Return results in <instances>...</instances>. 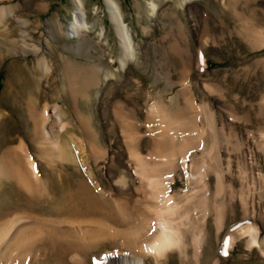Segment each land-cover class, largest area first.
<instances>
[{
    "label": "rangeland",
    "instance_id": "1",
    "mask_svg": "<svg viewBox=\"0 0 264 264\" xmlns=\"http://www.w3.org/2000/svg\"><path fill=\"white\" fill-rule=\"evenodd\" d=\"M115 1L128 27L134 47L133 57L124 68H121L117 60L121 53L120 40L107 14L104 0H83L89 27L86 31H82L81 35L73 37L66 35L67 26L72 21V14L76 8L73 0H0V6L11 8V13L5 14L0 19V137L21 136L24 130L23 121H27L28 118L37 119L45 105L51 106L55 103L61 107V118L67 121L69 126L71 125L73 133L81 137L82 142L92 137L93 142L96 140L95 144L100 143V146L98 145L100 151L102 146L109 151L116 170L128 168L129 156L122 144L121 131L125 123L128 124L125 127L126 131L128 128V134L130 133L132 139L134 137V142L139 144V153L151 162L160 161L155 158L164 149L159 144L156 145L155 140L152 139L155 128L163 129L165 139L178 129L176 135L173 134L177 137L172 138L174 140L175 137V143L168 141L166 146L165 141V146L168 148L170 144L177 149L179 143L187 138L185 147L187 153L196 159H200L202 153L203 157L206 155V158H210L211 141L221 138L218 146H220L219 150L221 149V158L225 162L223 165L225 168L228 167L226 183L229 182L231 185L228 189L232 191L234 187L236 190L233 189L232 194L226 193L229 196L225 198V227H222V233H216L214 221L216 210L211 208L206 215L208 224L204 245L196 250L187 242L188 251L186 250L184 256L176 248L172 249L166 264H264V150L261 149L264 143V0ZM151 3L156 5L153 10ZM23 45L31 49L20 51V46L22 48ZM14 49L19 51L13 53ZM42 55L46 57L49 70L43 74L34 68V60ZM62 59L71 61L72 67L75 68L70 69L72 72L69 70L70 79L69 77L62 79ZM17 66H21L22 70H18ZM106 69L114 75L105 78ZM28 76L38 78V95L24 92L23 84L26 82L25 77ZM31 99H34L35 110L28 111L27 107ZM156 104L165 107L166 113L174 119L187 120L185 127L183 125L181 127L179 123L177 125V122L164 123L158 114L160 111L155 108ZM209 114L214 120L213 123L211 120L212 125ZM80 118L84 122V128H81L77 122ZM29 127L27 126V129H30ZM164 129H168L167 134ZM170 136L168 138L171 139ZM179 137L181 141L178 140V143L176 138ZM27 141L29 142L25 139V143ZM10 142L18 144V138ZM190 142L193 143V147ZM194 142L198 144L196 147ZM40 153L35 154L38 160L40 157H46L44 151ZM190 159L191 157L188 162ZM0 162L3 163H0V166L4 165V162L7 163L6 160ZM98 164L95 167L96 174L105 190L111 189L110 192L115 197H131L133 209H128V212L130 210L128 214L131 216V213L137 211L135 207L142 200L140 193L135 191L134 185H132L134 193L132 191L131 194L126 193L127 190L122 193L118 188L112 189L109 186L110 181L100 169V160ZM127 170L130 179L135 178L134 171L131 168ZM209 177L213 197L216 179L213 173ZM119 179V174L116 172L113 180ZM192 185H188L191 190V192L188 190V193L195 194L194 189L199 190V186L197 188L193 185L192 188ZM128 186L130 187V183L126 181L125 187ZM185 188L187 186L184 175L179 169L173 191L183 194ZM197 191L195 195L200 190ZM179 198L177 199L180 200V204L185 205L182 200L184 196L180 195ZM214 198L218 199V196L214 194ZM214 198L212 203L215 201ZM245 205L249 206L250 211L243 210ZM214 206L212 205L213 208ZM193 208L196 209L197 206ZM195 209L190 208L189 214L192 217L194 210L192 217L194 221H192L193 224H198L201 211L200 208ZM33 215L31 219L27 218L25 224L29 220L30 222L26 230L23 229L25 234L27 233L25 236L35 241L31 242V239L27 240L24 236L16 247L17 253H12L8 260L1 255L6 243L0 244L2 245L0 264H29L30 257H35L38 264L45 259L44 264H74L75 261L77 264H99L101 262L98 259L108 260L110 263L107 264H126L120 260L114 261L117 255L120 256L119 253H126L120 256L123 258L127 255V252L121 250V245L117 244L119 241L115 242V235L119 232L118 229L126 228L125 230L128 231L123 232L126 233L127 238L130 237L129 233L132 230L130 228L132 225L129 224L130 217L127 218L128 225L127 220L122 223L123 225H116L100 219L99 221L98 218L93 220L100 223L92 222L93 220L90 222L89 218L85 217L86 220H83L80 226L76 225L80 230L73 224L69 225H72L70 228H75L72 231L63 222L58 223V226L60 225L58 232L55 231L56 229L53 231L52 226L51 233L57 237L59 247L62 245L66 247L67 254L45 256L43 251L46 249L43 243L38 244L40 241L37 239L48 233V222H52L47 220L50 216L44 212ZM245 215L252 218L245 219ZM248 221L257 225L258 241L261 245L249 244L245 241L247 235L241 234L230 250L222 255L220 247L224 232L231 226L243 225ZM65 227L70 230L66 231ZM114 229L117 230L116 234ZM16 231L14 230L12 234ZM121 234L123 233L120 232ZM124 235L117 236V239H123ZM79 239L87 246V241H90L92 246L96 243L95 248L89 243L91 247L85 246L84 250L80 249L81 245H74ZM68 243L71 244V250ZM79 251L81 256L78 254ZM73 253L77 255H72ZM73 256L79 259L82 257L81 259L84 260H80L82 263L78 262L77 257ZM49 257L57 259L52 261ZM152 261L150 257L146 259L147 264H154Z\"/></svg>",
    "mask_w": 264,
    "mask_h": 264
},
{
    "label": "bare ground",
    "instance_id": "2",
    "mask_svg": "<svg viewBox=\"0 0 264 264\" xmlns=\"http://www.w3.org/2000/svg\"><path fill=\"white\" fill-rule=\"evenodd\" d=\"M73 1L75 3L74 6L76 8L72 14L73 19L70 22V24L67 26V31H66L67 37L78 36L79 34L81 35V32L86 31L89 27L86 21V10H85L83 0H73ZM104 5L108 12L107 14L109 15V18L115 28L114 30L118 36V39L120 40L121 53L118 56L117 60H119L121 68H124L129 63L130 59L133 57L134 47L132 44V37L128 31V27L126 23L124 22L122 18L120 8L118 4L116 3V1L115 0H104ZM155 6L156 5L154 3H151L152 10L155 8ZM9 13H11V8L9 6L8 7L0 6V19L3 18L5 14H9ZM29 49L31 48L28 46L23 45L22 48L20 46V51L25 52L26 50H29ZM18 51L19 50L14 49L13 53L18 52ZM62 62H63L62 79L65 80L66 78L70 76L68 75V73L72 72V70L70 69L74 67H72V63L71 61H68V59H62ZM34 66L36 70H40V73L42 74L44 72L47 73L46 71L48 70V63H47L46 57L43 55L40 57L37 56V58L34 60ZM17 69L22 70L21 66H17ZM77 72L79 71L77 70ZM82 73L84 72H81V74ZM112 75L114 74L109 69H106V73L104 75L105 78L110 77ZM25 79H26V82L25 84H23L24 86L23 88H25L24 92H26V94L30 93L32 95L33 94L38 95V89H37L39 87L38 78L28 76V77H25ZM74 84H77V83H74ZM55 92H53V94ZM29 101H30L29 107L27 106L26 107L28 108V111H31L33 107L35 106L34 104L35 102H34V99H31ZM157 104H156V107L153 106V108L155 107L156 109H158V111H160V112L156 111V114L158 112L159 116H161L160 119L162 118L164 123L165 122L166 123L168 122L176 123L177 122V125L180 124L181 127L182 125L183 127H185L187 120H184L183 118V121H184L183 122L181 121L182 118L181 119L178 118L180 121L176 118L174 119L168 113H166L165 107H162V106L159 107V105ZM33 110H35V108ZM60 113H61L60 105H56L55 103L54 105H51V106L45 105L43 109L39 112V117H37V119L35 118L33 120V119L28 118L27 121L22 120L24 130L22 131L21 136L16 135L13 137H5L6 136L5 135L3 137H0V161L6 160L7 162L6 164L4 162V165L0 166V220H2L0 222V244L4 245V243H6L3 246L4 250L2 249L3 251L1 254L2 257L5 258V260L6 259L8 260L9 257L12 255V253L14 252L17 253L18 248L16 250V247L18 246V244H20V242L22 241V238H24V236L27 234V233L25 234V230H26L25 228L28 227L27 224H29L30 222L29 220V222L25 224L28 221L27 218L31 219L32 216H34L33 213H37V212L46 213L48 216H50L48 217L47 220L52 222V223L48 222L49 224L48 233L45 236L41 237L40 239H37L40 241L38 244L40 245V243H43V246L46 249L43 251V254L45 256L46 255L51 256V255H56V254L58 255L59 253L62 256L64 254L65 255L67 254L66 247L61 244L62 246H60L61 247L60 248L58 245L57 237H55L53 233H51L52 226L54 228L53 231L55 229H56L55 231H57L58 227L60 226V225L58 226V223L61 224V222H63L64 225L68 226L69 228L72 226V225L69 226L70 224H73L74 227L76 225L80 226V223L81 222L83 223L86 220L84 219L85 217L89 218L88 219L89 221L98 218V220L100 219L101 221L111 222L112 224H116V225H120L124 223V221H126L127 218L129 219L130 217L131 220L126 221V224L129 221V224L132 225V227H130L132 228L131 232L130 231H129L130 233L128 232L130 237L127 238L126 233L123 232V231H126V232L128 231V230H125L126 228L125 229L123 228L124 230L118 229L119 235H117L118 234L117 230L115 229L113 230V231H116L115 234L117 233L116 234L117 236H121L125 234L124 236H122L123 239L120 238L121 241L120 239L119 240L117 239V236L115 234L114 235L116 237L115 242L119 241L117 242V244H120L122 247L121 250L123 252H127V255L124 258L120 256L126 253H119L120 256L117 255L116 256L117 258L115 257L114 259L116 260L114 261L120 260L121 262L123 261L126 264H147L146 259L148 257L153 259L152 262H154V264H166V262H168L169 253L172 249L176 248L177 250H179L180 253H182V255L188 251L186 249V246L188 245L187 242L192 244L193 245L192 247H194L196 250L197 249L199 250L202 244L204 243V241H206L207 224H208L206 215L208 214V212H210L211 208L216 210V216L214 220L216 222V233L221 232V229L224 226V220H225L224 217L226 216L225 215V212H226L225 211V208H226L225 198L226 196H229V195H226V193L231 192L232 194V191L234 192L235 189L233 187L234 190L232 189L231 191V189H228L230 185L229 182L226 183V178H227L226 168L228 167L225 168L223 165V163L225 162H223L222 160L223 158H221L222 157V155L220 154L221 149L219 150L220 146H218L221 143V138L219 136L218 137L220 139H217L215 137L216 135L214 136L216 139L214 138H213L214 140L211 139L213 140L211 141L210 148H209V150L212 151V153L209 155L211 157L206 158V155H204L203 157V153H202L201 156L203 158L200 157V159H196L194 158V156H190L191 154L187 153V150L185 148L187 146L186 144L187 138L184 140L181 137V139H183L182 141L180 140V137L176 138L178 143L179 141H181V144L179 143V148L176 147L177 149H175L174 145H173L174 147H172L170 144L168 148L166 147L168 146L167 145L168 141H170V143L174 142L175 137H177L175 136L176 135L175 133L178 132L177 131L178 129L177 130L174 129L176 130V132H173L172 135L170 134L171 136L168 135L171 137V139L168 138V136H167V139H165L166 136L163 133V129L161 130V129L155 128L156 130L153 131L154 134H153L152 139L155 140L156 145L159 144L160 147L162 148L164 147V149L163 150H161L162 148L159 149V151L161 150V152L157 154V156L160 157V159L158 157L155 158L160 161L152 160L153 162H151V161L144 159V157H142V153H139V150H138L139 144L138 142H134L135 141L133 140L134 137L132 139V135L130 133L129 134L131 136L128 134V128H127V131L125 129L126 125L128 124L125 123L123 124L121 131L123 135L122 144L125 146L124 150L127 151L128 156H129V159L127 160L128 168L126 169L120 168L119 170H116L112 162V160L114 159H112V156H110L109 151L103 148V146L101 147L102 151L98 149V145L100 144L99 143L100 141L99 142L97 141V143L99 144H95L94 142L96 140L93 142V140H91L93 138L91 137V139L86 138L84 139V142H82L81 137L79 138L76 134L73 133V129L71 125L69 126L67 121H64L61 118L62 113L61 114ZM210 114L208 115V117L210 116ZM209 118H210L209 119L210 123H211V120L213 123L214 122L213 118L211 116ZM81 120L82 119L80 118V120L78 119L77 122L81 126V128L82 127L84 128V124H83L84 122H82ZM181 122L184 124H182ZM27 126L28 127L30 126L29 127L30 129H27ZM0 129H1V125H0ZM167 130H165L164 132L165 133L168 132ZM263 131L261 133H263ZM83 132H85V130ZM173 136H175L174 140L172 139ZM15 138H18V144H14L10 142L11 140ZM25 139H28L29 142L27 141L28 143L27 142L25 143ZM164 143H166V146ZM191 143L192 142H190V144ZM262 143H263V137H262ZM196 144L197 143H195V147L198 145ZM192 145L193 143L191 144V147H193ZM262 146L264 148V143ZM263 148L261 149L264 150ZM42 151L46 153L45 154L46 157L45 156H44L45 158L40 157L39 160L38 158L36 159L37 155L35 157V154H38ZM189 156L191 157L190 162H188L190 158ZM204 158H206L207 160L205 159L206 160L205 161ZM99 160L101 162L100 169L104 171L106 178L110 181L109 186L112 187V189L118 188L120 192L127 190L126 193L131 194L132 191L134 190L132 185H134L136 187L135 191L140 193L139 196L142 197V200L139 203V205L135 207L137 211H135L134 213H131L132 218L131 216H129L130 210L133 209L131 208V200H130L131 197L129 198V197L112 196L113 194L112 192H110L111 189L109 191H106L107 189L105 190V188L100 183L101 180H99L96 174V168H95ZM228 163H229V160H228ZM129 168H131L132 171H134L135 178L131 177L132 179H130L129 172L127 170ZM179 169L183 172L185 184L187 186V188L183 189L184 191L183 194H179L178 192L173 191V184L176 181V175H178ZM116 172H118L119 174V178H120L119 180H113V176L116 174ZM211 173L214 174V177L216 179L215 187L213 191L214 192L213 197H212L213 189L211 188V183H210L211 180L209 177ZM100 178L102 179V177ZM261 178H262V175H261ZM126 181H128V184L130 183V187L132 186V188H130L129 186L128 188L125 187ZM194 182L198 183L199 185H197ZM193 183L196 185H194ZM192 184L194 185V187L197 186V188L199 186L200 191L197 189L199 191L197 195H195L197 191L195 190L196 188L194 189L195 194L188 193V190H190L189 187ZM193 185H192V188H193ZM214 194L218 196V199L214 198ZM178 195L184 196V199L182 200H184L185 205L183 203H182L183 205L180 204V200H179L180 198ZM212 198L215 199L213 203H212V200H213ZM214 203H215V206H214ZM249 203H252V202H249ZM212 205L214 206V208L212 207ZM196 206L198 209L200 208L201 212H199V210L197 212H199V215L201 214V216H199L200 219H199L198 224H195V223L193 224L194 220L192 217H193L194 210L192 211V217H190L191 215L189 213L191 212L190 208L195 209L193 207H196ZM248 207L249 206L245 205L243 207L244 208L243 210L245 212L248 211L250 209ZM128 209H130L129 212H128ZM21 213H25L26 215L25 214L22 215ZM252 213L253 211H251V214ZM11 214L13 215L11 216ZM248 218H252V217L250 216L248 217L247 215H245V219H248ZM242 219L243 218H241V220ZM96 220H93L92 222L94 221L97 222ZM130 222H133V223L131 224ZM195 222L197 223V221ZM97 223H100V222H97ZM21 226H24V227H21ZM77 226H76V229H78ZM65 228H66V231L70 229L72 231L73 229V228H70V229L68 228L67 230V227ZM14 230H17V231L14 234H12ZM120 232H122L123 234L120 235ZM65 233H62V234L65 235ZM89 233L87 235H89ZM224 233H225L224 238L222 240V244L220 247V251L222 255L227 253L230 250L233 244H235L234 243L236 242L235 240H237L241 236V234L247 235L246 236L247 240L245 241H247L249 244H255L256 246L261 245L259 244L260 241H258L259 230H258L257 225L254 222L248 221L244 223L243 225L237 224V225L231 226ZM25 237H27V240L31 239L30 240L31 242L35 241V240L33 241L32 238L30 237L28 238V236H25ZM80 240L81 239H79V242ZM75 241H73V243ZM79 242L74 245L77 246V244H79L81 245L80 249L84 250L83 247L87 245H84L83 241H81L80 243ZM84 243L85 244L88 243L89 247L92 246V243L90 241L89 242L87 241V243L86 242ZM89 243L91 244V246L89 245ZM95 244L93 243V246ZM68 246H69V249L71 250L72 248V247L70 248L71 244ZM80 251L78 253L79 256H81ZM85 252H82V254ZM75 254L73 253L72 255H75ZM73 257H77V256H73ZM30 258H33V259L30 260ZM30 258L28 261L29 264H38V260L34 259L35 257H30ZM81 258L79 259L77 257L78 262H81L80 260H84ZM56 259L57 258L55 257L54 259H52V261ZM97 259L98 258H95V260ZM98 260H100L101 262L99 264L110 263L108 260H105V261H102L101 259H98ZM41 261L39 263L41 264L45 263L43 260ZM56 262H58V260ZM75 262L74 264H77Z\"/></svg>",
    "mask_w": 264,
    "mask_h": 264
}]
</instances>
